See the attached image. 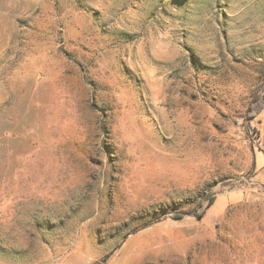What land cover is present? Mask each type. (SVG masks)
<instances>
[{"label":"rangeland","instance_id":"obj_1","mask_svg":"<svg viewBox=\"0 0 264 264\" xmlns=\"http://www.w3.org/2000/svg\"><path fill=\"white\" fill-rule=\"evenodd\" d=\"M0 264H264V0H0Z\"/></svg>","mask_w":264,"mask_h":264},{"label":"trees","instance_id":"obj_2","mask_svg":"<svg viewBox=\"0 0 264 264\" xmlns=\"http://www.w3.org/2000/svg\"><path fill=\"white\" fill-rule=\"evenodd\" d=\"M262 110V106H256V105H252L250 107V110H249V115L251 118H255ZM214 203V200H209L208 201V204H207V208H209L211 205H213ZM205 214V211L201 212L199 218H202ZM193 214H188V213H175V214H172L170 217L173 218V219H176V220H181L183 218H185L186 216H191ZM147 227V226H146Z\"/></svg>","mask_w":264,"mask_h":264}]
</instances>
